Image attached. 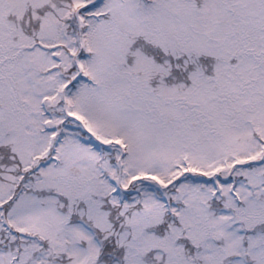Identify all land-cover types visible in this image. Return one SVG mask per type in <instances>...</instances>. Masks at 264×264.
Returning a JSON list of instances; mask_svg holds the SVG:
<instances>
[{
    "label": "snow or ice",
    "instance_id": "6c2138e0",
    "mask_svg": "<svg viewBox=\"0 0 264 264\" xmlns=\"http://www.w3.org/2000/svg\"><path fill=\"white\" fill-rule=\"evenodd\" d=\"M0 264H264V0H0Z\"/></svg>",
    "mask_w": 264,
    "mask_h": 264
}]
</instances>
